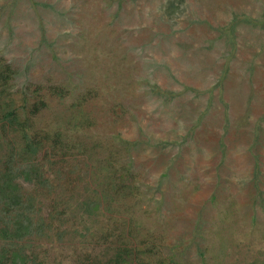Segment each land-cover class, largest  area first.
<instances>
[{
    "label": "rangeland",
    "instance_id": "1",
    "mask_svg": "<svg viewBox=\"0 0 264 264\" xmlns=\"http://www.w3.org/2000/svg\"><path fill=\"white\" fill-rule=\"evenodd\" d=\"M0 63L18 109L45 104L50 189L16 181L50 226L28 253L79 264L130 229L151 264H264V0H0Z\"/></svg>",
    "mask_w": 264,
    "mask_h": 264
},
{
    "label": "trees",
    "instance_id": "2",
    "mask_svg": "<svg viewBox=\"0 0 264 264\" xmlns=\"http://www.w3.org/2000/svg\"><path fill=\"white\" fill-rule=\"evenodd\" d=\"M240 22L234 16L231 33L234 31V25ZM15 74L9 65L0 63V264H43L38 260V256L27 252V242L44 236L50 226L49 223H45L36 209L34 197L22 194L16 181L21 179L25 183L42 185L50 189L49 179L45 175L47 170H43L44 164L37 160L42 150L44 155H47L43 140L48 138L29 134L32 127L31 117L43 110L45 104L39 101L28 107L23 105L18 109L9 92ZM56 90L60 95L67 93V90L61 87H57ZM11 134H18L19 141L9 139ZM58 146L62 149L66 148L62 145L60 134H56L52 139V148ZM44 159L48 161L46 157ZM118 179V184L116 180L110 179L105 182L104 187L109 189L108 192L113 189L111 194L116 196L119 192H124L125 187L123 185L125 182L120 180L122 178L118 177ZM105 192L104 196L98 192L93 200L83 201L80 204L82 211L88 216H95L102 207L104 198L108 204H111L112 198L107 195V191ZM130 222V220L127 222V227ZM125 233L126 238H123L122 231L116 234L115 239L112 232H107L101 237L105 240L112 238L111 242L117 244L111 256H79L76 260L79 264H151L147 256H136L137 252L129 246L126 239L132 237L131 230L127 229ZM155 264H175V262L168 259V262L159 260Z\"/></svg>",
    "mask_w": 264,
    "mask_h": 264
}]
</instances>
